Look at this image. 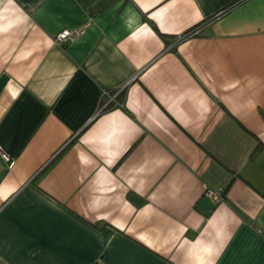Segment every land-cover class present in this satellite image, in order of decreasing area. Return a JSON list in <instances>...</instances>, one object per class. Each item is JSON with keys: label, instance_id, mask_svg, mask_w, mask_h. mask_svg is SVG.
I'll use <instances>...</instances> for the list:
<instances>
[{"label": "crops", "instance_id": "obj_1", "mask_svg": "<svg viewBox=\"0 0 264 264\" xmlns=\"http://www.w3.org/2000/svg\"><path fill=\"white\" fill-rule=\"evenodd\" d=\"M235 1L0 0V264H264V0Z\"/></svg>", "mask_w": 264, "mask_h": 264}, {"label": "trees", "instance_id": "obj_2", "mask_svg": "<svg viewBox=\"0 0 264 264\" xmlns=\"http://www.w3.org/2000/svg\"><path fill=\"white\" fill-rule=\"evenodd\" d=\"M242 1L243 0H236L235 2H232L228 6L222 8L221 10H219V12L220 11H221L220 13L226 12V11L230 10L232 7L240 4ZM215 15L216 14H213L212 16L206 18L205 20H203L199 24H196L192 28H189L188 30H186L181 35H185V34L189 33V31H192V30L196 29L197 27L206 24L208 21L217 18V16H215ZM123 95H124V90H118V89L117 90H106L105 89L103 94H102V103H104V105H103L104 107H102L101 110L102 111H106V110L110 109L111 107L115 106L116 104L120 105V103H122ZM262 148H264V144H262L261 141L257 140V143H256V145L254 147V150L252 151V155L255 154L256 152H258Z\"/></svg>", "mask_w": 264, "mask_h": 264}, {"label": "built area", "instance_id": "obj_3", "mask_svg": "<svg viewBox=\"0 0 264 264\" xmlns=\"http://www.w3.org/2000/svg\"><path fill=\"white\" fill-rule=\"evenodd\" d=\"M201 26L197 27L196 29L189 31V33L185 35H180L177 37L176 41H181L182 39L195 35L199 32ZM79 35L78 30H70L67 28H64L60 30L54 37V42L57 45H64L66 43L74 41ZM207 195L213 198L215 201H219L221 199V189L212 191V190H207L206 191Z\"/></svg>", "mask_w": 264, "mask_h": 264}]
</instances>
